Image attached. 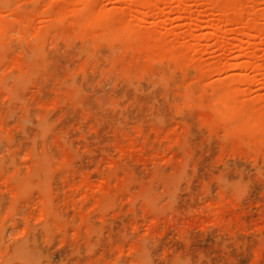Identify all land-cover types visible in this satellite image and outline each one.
Wrapping results in <instances>:
<instances>
[{
	"label": "rangeland",
	"instance_id": "1",
	"mask_svg": "<svg viewBox=\"0 0 264 264\" xmlns=\"http://www.w3.org/2000/svg\"><path fill=\"white\" fill-rule=\"evenodd\" d=\"M211 1L0 0V264H264V0Z\"/></svg>",
	"mask_w": 264,
	"mask_h": 264
},
{
	"label": "bare ground",
	"instance_id": "2",
	"mask_svg": "<svg viewBox=\"0 0 264 264\" xmlns=\"http://www.w3.org/2000/svg\"><path fill=\"white\" fill-rule=\"evenodd\" d=\"M146 3V1L144 2V4ZM216 2L213 0V1H211V4L212 5H218V4H215ZM220 3H221V6L220 5H218V6H220V8L222 7V3H223V1H220ZM224 3H226V5H228L227 4V2H224ZM229 3V2H228ZM225 5V8L227 7ZM233 5V4H232ZM229 7H232L231 5H228ZM223 8V7H222ZM224 8V9H225ZM228 8V7H227ZM241 10V9H240ZM240 10H236L235 11V13H234V19L237 21V22H243V20H242V13H241V11ZM224 11V10H223ZM225 12V11H224ZM221 22H230L231 21V19L230 18H228L227 16L225 17H223L221 20H220ZM251 22H246V26H248L249 28H250V26H252L251 24H250ZM255 26V25H254ZM247 27V28H248ZM165 58V57H164ZM163 62V61H162Z\"/></svg>",
	"mask_w": 264,
	"mask_h": 264
}]
</instances>
